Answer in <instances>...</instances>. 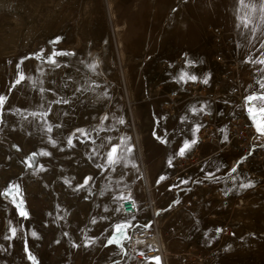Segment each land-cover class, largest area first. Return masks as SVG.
I'll use <instances>...</instances> for the list:
<instances>
[{
  "label": "rangeland",
  "instance_id": "rangeland-1",
  "mask_svg": "<svg viewBox=\"0 0 264 264\" xmlns=\"http://www.w3.org/2000/svg\"><path fill=\"white\" fill-rule=\"evenodd\" d=\"M221 51L246 75L264 72V0H0V264L122 263L104 254L126 251L156 264H264V195L246 231L226 225L210 248L158 233L160 245L138 233L133 246L118 221L180 157L164 144L177 113L167 94L205 79ZM234 167L264 177V163Z\"/></svg>",
  "mask_w": 264,
  "mask_h": 264
},
{
  "label": "crops",
  "instance_id": "crops-1",
  "mask_svg": "<svg viewBox=\"0 0 264 264\" xmlns=\"http://www.w3.org/2000/svg\"><path fill=\"white\" fill-rule=\"evenodd\" d=\"M262 72L257 68L255 72L257 76L249 77L240 71V84L245 99L249 96L264 95V88L261 87L264 77L260 76L261 74L264 76ZM203 77L209 81V84L219 80L217 72L212 68L206 70ZM223 88L233 91L236 87L230 82H224ZM262 104L264 100L260 99L247 102L248 118L253 124L248 109L252 108L253 113H258L261 106L264 107ZM219 108L224 116L222 124L226 138L230 130L231 118L240 111V108L229 107L227 103H221ZM214 110L215 105L211 100L200 98L182 103L175 117L166 118L164 144L174 150L171 153L172 157L192 153L208 155L213 151L214 147L203 141L200 133L206 124L205 116L212 114ZM257 123L264 125V116L259 117ZM193 140L196 141L195 144L191 143ZM185 142H188L190 147L180 155V149ZM239 162L241 160L237 153L213 154L200 167L192 169L187 175L174 178V166L161 176H152L154 185L148 188L144 186V190L140 189L135 198L139 206L137 213L124 215L121 207L118 221L121 220L126 228L130 227V230L124 234L126 238L128 237L127 242L132 243V236L138 233L145 236H148L147 233L150 235L158 233L169 243L210 248L218 244L221 230L226 225L234 235L238 234L237 231L242 233L241 229L246 231L252 219L247 212L253 209L252 204L260 203L264 195V182L256 184L255 180L264 177L236 169L234 166ZM171 163L174 165V160ZM219 190L234 200H220ZM238 201H243V208H236L234 204ZM235 239L236 237L233 240ZM123 243H126V240ZM148 243L150 244L149 241L145 244ZM104 256L106 260L123 261L111 264H156L154 256L140 251L116 252Z\"/></svg>",
  "mask_w": 264,
  "mask_h": 264
},
{
  "label": "built area",
  "instance_id": "built-area-1",
  "mask_svg": "<svg viewBox=\"0 0 264 264\" xmlns=\"http://www.w3.org/2000/svg\"><path fill=\"white\" fill-rule=\"evenodd\" d=\"M218 36L219 41V33ZM214 62L215 71L219 77L218 81L209 84V81L206 79L197 78L189 81L184 89L173 90L167 94L169 102L166 105L172 112H177L182 103L200 98L209 99L215 105L214 112L205 116L206 124L201 129L200 133L202 140L214 147L213 151L208 155L192 153L190 155L178 157L175 161L176 172L174 178L187 175L192 169L200 167L202 163L213 154L237 152L240 154V160H242L244 164H250L257 169H260L261 165L264 163V135L257 132L256 126L248 118L247 102L240 84L239 73L242 71L241 69L245 64L227 58L223 51L215 56ZM247 74L249 77H252L249 72H247ZM205 80L207 83H205ZM224 82H230L234 84L236 88L233 91H228L223 88ZM221 103H227L229 107L234 108L237 106L240 108V111L231 118L230 130L226 138L224 137V128L222 124L224 116L219 108ZM221 193L222 192L219 190L218 194L220 195ZM220 197L223 198V195H220ZM138 207L137 200L128 199L122 205V212L127 216L134 215L137 213ZM222 232L223 235L229 234L227 227H224ZM150 236L149 242L154 245L155 243L153 242L156 237H154V235ZM188 254L192 258H198L200 260L207 257V255L203 253Z\"/></svg>",
  "mask_w": 264,
  "mask_h": 264
},
{
  "label": "snow or ice",
  "instance_id": "snow-or-ice-1",
  "mask_svg": "<svg viewBox=\"0 0 264 264\" xmlns=\"http://www.w3.org/2000/svg\"><path fill=\"white\" fill-rule=\"evenodd\" d=\"M241 3H243V0H241ZM261 63H264V61H261ZM21 79H23V76H21ZM181 79H183V76L181 77ZM191 79L194 80L195 77H191ZM19 82H20V81L18 80L17 83H19ZM205 83H207L206 80H205ZM261 87L264 88V83L261 84ZM4 99H5L4 97H0V104L3 103ZM256 99L264 100V95H260V96H249V97L246 98V102H251V101L256 100ZM248 111H249V114H250L251 119H252L253 122H254V125H255L256 128H257V132L260 133L261 135H264V125H262L261 123H257L258 118L261 117V116H264V107H261V108L259 109V112H258V113H253L252 108H249ZM121 122H122V121H121ZM49 130H51V129H49ZM68 142H69V144L71 145L72 141L69 140ZM191 143H192V144H195L196 141L193 140ZM189 147H190V144H189L188 142H185L184 146L180 149V153H179V154H180V155H183L184 152H185V150H186L187 148H189ZM112 153H113V154L116 153V148H113V149H112ZM44 155H47V153H44ZM109 162H110V163H115V162H116V161L113 159L112 154L109 155ZM170 163H171V162H170ZM233 171H235V169H233ZM161 179H164V177H161ZM20 214L23 215V216H26V215H27V214H26L25 212H23V211H21ZM123 228H124L123 225H117V226H116V231H117V232H122V231H123ZM218 231H219V230H218ZM13 233H15V229H13ZM33 235L35 236V233H33ZM115 242H118L115 238H113V239H111V240L108 241L109 244H112V243H115ZM29 259L34 260L35 258L32 257L31 255H29Z\"/></svg>",
  "mask_w": 264,
  "mask_h": 264
},
{
  "label": "bare ground",
  "instance_id": "bare-ground-1",
  "mask_svg": "<svg viewBox=\"0 0 264 264\" xmlns=\"http://www.w3.org/2000/svg\"><path fill=\"white\" fill-rule=\"evenodd\" d=\"M156 238H157V237H156ZM156 238H155L154 241H155V242H158L157 245H160L159 240L156 239ZM147 241H148V239H142V240H139V242H143V243H144V242H147Z\"/></svg>",
  "mask_w": 264,
  "mask_h": 264
}]
</instances>
